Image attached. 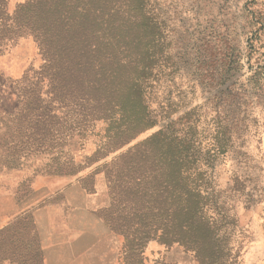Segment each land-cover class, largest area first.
Segmentation results:
<instances>
[{"label": "trees", "instance_id": "1", "mask_svg": "<svg viewBox=\"0 0 264 264\" xmlns=\"http://www.w3.org/2000/svg\"><path fill=\"white\" fill-rule=\"evenodd\" d=\"M149 1L27 0L11 11L8 0H0V51L32 37L43 67L52 72L46 83L38 79L19 88L18 106L9 115L20 120L19 132L25 129L17 160L47 153L36 171L76 174L160 122L150 106L151 87L180 61ZM196 111L169 114L166 125L87 175H106L111 203L101 216L121 236L119 264H147L151 240L182 245L198 264L233 263L228 232L234 218L215 204L209 172L214 155L202 146ZM22 118L27 122L21 124ZM99 124L93 149L77 158L78 146L84 148ZM17 160L13 154L9 163ZM17 227L20 246L31 254L25 262L42 264L31 211L0 230L8 233L0 239V264H8Z\"/></svg>", "mask_w": 264, "mask_h": 264}, {"label": "rangeland", "instance_id": "2", "mask_svg": "<svg viewBox=\"0 0 264 264\" xmlns=\"http://www.w3.org/2000/svg\"><path fill=\"white\" fill-rule=\"evenodd\" d=\"M26 1L8 0L9 10ZM149 2L151 15L162 22L164 38L180 61L151 87L150 106L160 122L76 174L36 171L47 153L17 160L25 129L21 126L20 133V120L9 115L18 106L19 88L38 79L46 83L52 72L43 67L32 37L0 51V230L31 211L42 264H119L121 236L101 216L111 203L106 175H87L196 107L202 146L214 155L209 172L215 204L234 218L228 232L232 264H264V0ZM224 125L226 133L221 131ZM100 126L84 148L78 146L77 158L91 152ZM63 150L62 161L69 155L68 146ZM13 154L18 165L9 163ZM19 229L10 238L8 264H27L26 254L31 257L20 246ZM4 235L8 233L0 239ZM145 256L147 264H198L193 251L156 240L148 243Z\"/></svg>", "mask_w": 264, "mask_h": 264}, {"label": "crops", "instance_id": "3", "mask_svg": "<svg viewBox=\"0 0 264 264\" xmlns=\"http://www.w3.org/2000/svg\"><path fill=\"white\" fill-rule=\"evenodd\" d=\"M48 264H52V263L49 261Z\"/></svg>", "mask_w": 264, "mask_h": 264}]
</instances>
